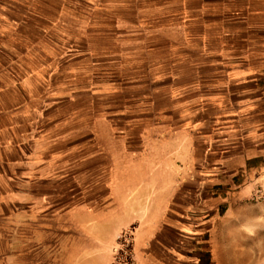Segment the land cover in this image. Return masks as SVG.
I'll return each instance as SVG.
<instances>
[{"label":"crops","instance_id":"crops-1","mask_svg":"<svg viewBox=\"0 0 264 264\" xmlns=\"http://www.w3.org/2000/svg\"><path fill=\"white\" fill-rule=\"evenodd\" d=\"M0 22V34L13 39L0 46L7 59H0V197L19 229L34 228L33 236L17 237L34 244L33 252H19L18 264H112L127 229L135 264H184L186 216L176 217L174 204L181 167L165 159L176 141L160 140L147 170L133 169L140 161L115 173L107 190L108 173L91 172L90 141L75 144L73 128L57 132L51 118L61 104L50 88L58 64L42 59L44 40L77 36L86 43L67 51L90 55L91 37H100L113 56L144 55L137 65L162 58L170 76L191 85L173 100L184 106L171 133L184 144L189 133L207 148L250 139L263 152L264 63L249 54L264 50L251 38L264 31V0H0ZM210 252L207 264L216 260ZM7 256L12 264L15 253Z\"/></svg>","mask_w":264,"mask_h":264},{"label":"rangeland","instance_id":"rangeland-1","mask_svg":"<svg viewBox=\"0 0 264 264\" xmlns=\"http://www.w3.org/2000/svg\"><path fill=\"white\" fill-rule=\"evenodd\" d=\"M251 38L253 46L264 49V31ZM99 39L91 37L90 47L96 50L89 55L67 51L70 44L81 45L85 39L45 37L42 59L58 64L50 84L52 91L60 93L59 111L50 112L59 126L57 132L73 128L75 144L90 141L91 172L108 173L107 190L115 173L129 171L140 161L133 169L147 170L148 157L162 151L160 140L176 141L165 159L172 169L181 167V184L174 204L176 217L181 215L182 221L186 216L187 231L184 237L181 234L184 245L180 249L186 259L184 264H207L210 249L216 259L213 264H264V150L260 152L253 145L256 141L250 139L228 148L215 141L218 144L207 148L206 143L191 140L189 133L185 144L183 135L179 136V143L178 133L171 131L177 128V113L184 105L173 100L189 91L190 83L170 76L168 62L164 64L162 58L137 65L144 55L113 56L102 50L111 44ZM11 40L12 37L0 34V46L12 47ZM129 46L127 40L125 48ZM249 55L252 63H264V50L255 49ZM67 92L79 98L68 102ZM83 125L85 129L77 131ZM259 134L264 137V125ZM74 155H79L76 149ZM183 205L185 213L180 207ZM18 221L0 197V264H7L9 253H15L16 258L8 262L18 264L20 251H34L33 243L19 244L17 240L20 233L33 236L34 228L19 229ZM178 228L174 231L178 232Z\"/></svg>","mask_w":264,"mask_h":264},{"label":"built area","instance_id":"built-area-1","mask_svg":"<svg viewBox=\"0 0 264 264\" xmlns=\"http://www.w3.org/2000/svg\"><path fill=\"white\" fill-rule=\"evenodd\" d=\"M112 264H135L133 258V230L127 229L116 238Z\"/></svg>","mask_w":264,"mask_h":264}]
</instances>
